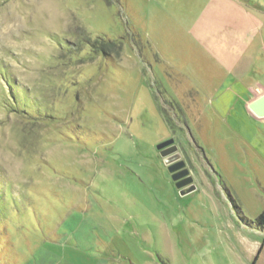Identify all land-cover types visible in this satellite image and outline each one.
<instances>
[{
    "label": "rangeland",
    "instance_id": "374dc122",
    "mask_svg": "<svg viewBox=\"0 0 264 264\" xmlns=\"http://www.w3.org/2000/svg\"><path fill=\"white\" fill-rule=\"evenodd\" d=\"M228 69L264 85V0H0V264H253L264 122L202 117Z\"/></svg>",
    "mask_w": 264,
    "mask_h": 264
},
{
    "label": "crops",
    "instance_id": "0c3cea01",
    "mask_svg": "<svg viewBox=\"0 0 264 264\" xmlns=\"http://www.w3.org/2000/svg\"><path fill=\"white\" fill-rule=\"evenodd\" d=\"M228 70H229L227 76L228 78L225 79L226 80L225 83L232 81L233 86L230 84L229 86H226L223 89V86L225 84L224 83L223 86H220L219 88H216L213 91V93L210 95L212 96L211 98H208L207 95L205 96L202 94L204 97H207L206 98L207 108L206 110H204L206 114L205 116L202 115V117L205 119L206 122L208 121V123L210 122V120L212 122H215L217 120L218 121L224 120V117H222L220 113L223 112V110L232 111L235 106V103L237 101L238 102L241 101L242 111L244 112L245 116H247L248 118L254 121L264 122V118L262 119L257 118L249 109V104L251 102L257 100L258 98L264 95V85L260 84L259 82L253 83L250 80H248L249 82H247V79L245 78V76L247 75L246 73L236 76V74H231L233 73L232 69H228ZM241 92H244L246 99L242 98L241 100L239 98ZM221 95H224L225 98ZM253 95H257V96L252 99L251 96ZM219 97L224 98L223 99L224 103H221ZM237 120L240 119L237 117ZM254 249L256 250V254L254 256V259L256 257V261L254 264H264V242L262 244L256 242Z\"/></svg>",
    "mask_w": 264,
    "mask_h": 264
},
{
    "label": "water",
    "instance_id": "95a60500",
    "mask_svg": "<svg viewBox=\"0 0 264 264\" xmlns=\"http://www.w3.org/2000/svg\"><path fill=\"white\" fill-rule=\"evenodd\" d=\"M249 109L257 118H264V95L251 102ZM156 150L179 193L186 195L195 191L196 185L193 184V179L174 139L169 138L158 143Z\"/></svg>",
    "mask_w": 264,
    "mask_h": 264
},
{
    "label": "trees",
    "instance_id": "16d2710c",
    "mask_svg": "<svg viewBox=\"0 0 264 264\" xmlns=\"http://www.w3.org/2000/svg\"><path fill=\"white\" fill-rule=\"evenodd\" d=\"M96 43L97 42H94L93 43V47L94 48H96L95 47ZM98 48L105 54V48H104L103 45H100ZM6 86L9 89V91H8V93H9V96H8L9 103L8 102L4 103L5 108L7 110H9L11 112H14V113H17V114H25V115L28 114V111H27L28 108L26 106H19V105H17V103H16L17 102V99H16V95H15L16 93L14 91H12L13 86L10 85L8 82H6ZM258 221L264 223V211L259 215ZM255 261H256V257H255V259L253 261V264L255 263Z\"/></svg>",
    "mask_w": 264,
    "mask_h": 264
},
{
    "label": "flooded vegetation",
    "instance_id": "af4514ba",
    "mask_svg": "<svg viewBox=\"0 0 264 264\" xmlns=\"http://www.w3.org/2000/svg\"><path fill=\"white\" fill-rule=\"evenodd\" d=\"M175 142V141H174ZM158 152V151H157ZM182 154V153H181ZM183 155V154H182ZM183 157V156H182ZM185 163H186V166H187V162L185 161ZM169 175V174H168Z\"/></svg>",
    "mask_w": 264,
    "mask_h": 264
}]
</instances>
